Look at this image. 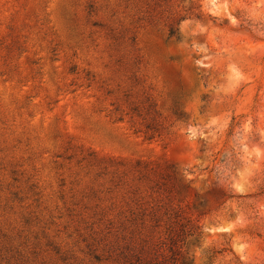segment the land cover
I'll list each match as a JSON object with an SVG mask.
<instances>
[{
    "label": "rangeland",
    "instance_id": "374dc122",
    "mask_svg": "<svg viewBox=\"0 0 264 264\" xmlns=\"http://www.w3.org/2000/svg\"><path fill=\"white\" fill-rule=\"evenodd\" d=\"M165 258L264 264V0H0V264Z\"/></svg>",
    "mask_w": 264,
    "mask_h": 264
},
{
    "label": "trees",
    "instance_id": "16d2710c",
    "mask_svg": "<svg viewBox=\"0 0 264 264\" xmlns=\"http://www.w3.org/2000/svg\"><path fill=\"white\" fill-rule=\"evenodd\" d=\"M156 255L155 259H159L160 255L156 252L154 253ZM166 261V258L162 261V260H157L156 264H164V262Z\"/></svg>",
    "mask_w": 264,
    "mask_h": 264
}]
</instances>
